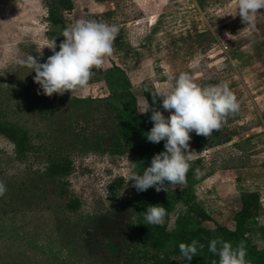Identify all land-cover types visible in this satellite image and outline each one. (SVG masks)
Returning a JSON list of instances; mask_svg holds the SVG:
<instances>
[{
    "label": "rangeland",
    "instance_id": "obj_1",
    "mask_svg": "<svg viewBox=\"0 0 264 264\" xmlns=\"http://www.w3.org/2000/svg\"><path fill=\"white\" fill-rule=\"evenodd\" d=\"M71 2L70 11L60 9L64 28L80 19L117 25L113 53L91 70L82 91L45 96L19 61L32 54L43 63L59 50L45 47L47 14L58 10L57 0H0V123L22 131L30 146L22 156L0 137V264L141 263L136 212L161 200L127 181L129 170L142 173L150 164L119 142L118 118L127 93L139 105L152 91L168 117L160 93L169 90L168 75L181 72L201 87L226 83L239 109L210 136L200 135L186 204L175 196L181 184L168 189V226L195 227L188 208L197 205L214 238L233 247L247 241L264 263V9L247 26L233 15L235 0ZM50 162L68 172L50 177ZM241 193H257L259 208L237 230L241 239H229ZM245 260L258 264L249 250Z\"/></svg>",
    "mask_w": 264,
    "mask_h": 264
},
{
    "label": "clouds",
    "instance_id": "obj_2",
    "mask_svg": "<svg viewBox=\"0 0 264 264\" xmlns=\"http://www.w3.org/2000/svg\"><path fill=\"white\" fill-rule=\"evenodd\" d=\"M258 9H264V0H235L233 15L238 13L241 22L249 26L260 16ZM118 30L117 25L102 20L80 19L63 29L59 50L53 51L43 63L32 54L19 63L35 74L33 81L45 96L66 91L72 95L86 87L91 70L101 66L104 58L113 53V40ZM45 47L54 50L57 47L56 38L48 40ZM167 79L169 90L160 93V103L165 111L172 110L168 117L151 109L145 97L137 108L140 113L151 111L149 119L152 127L146 133L147 141H164V151L154 154L150 165L142 173L128 171L127 181L131 180L138 192L150 186L156 191L167 192L170 185L184 184L192 159L191 152L187 151L189 133L194 131L196 135L208 137L213 130L222 126L227 114L239 109V102L226 83L201 87L186 72L178 75L170 73ZM5 191L6 187L0 181V196ZM165 215V207L159 204L147 205L143 220L146 224L158 226L164 223ZM178 248L182 257L189 262L198 248H204V244L192 239L188 244L179 243ZM207 249L218 257L212 264H249L245 260L243 242L233 247L230 242L217 237L208 242Z\"/></svg>",
    "mask_w": 264,
    "mask_h": 264
},
{
    "label": "trees",
    "instance_id": "obj_3",
    "mask_svg": "<svg viewBox=\"0 0 264 264\" xmlns=\"http://www.w3.org/2000/svg\"><path fill=\"white\" fill-rule=\"evenodd\" d=\"M58 10L51 9L47 14V22L50 27L48 30L47 37L48 40L56 38L55 49H59L58 45L62 41V31L64 29L63 16L60 12L61 10L70 11L72 8L71 0H57ZM99 70L98 68H93L92 71ZM127 96L131 100L126 105L124 113H122L118 120V137L119 142H123L128 149L135 155L140 161H145L150 164L151 157L154 154L160 152L163 149L164 141L157 143H152L147 141L146 133L152 127V121L149 119L151 111L146 113H140L137 111L138 105L136 100L132 97L131 93H127ZM147 101L151 109L157 110V98L155 93L152 91L149 94L147 93ZM172 110H168L171 112ZM169 115V114H168ZM190 139L188 143V152L195 153L201 149V136L196 135L195 132L189 133ZM0 137L11 142L15 149L18 151L19 155L24 156L27 151L30 150L28 143V137L22 133V131L16 129L12 125L5 123H0ZM120 146V145H119ZM47 174L52 178H59L64 176L68 171L66 165H60L56 162L48 163L46 167ZM188 177L189 170L186 172L185 183L181 184V190L176 194V198L182 203L186 204L185 196L188 190ZM170 185L168 189L171 187ZM151 190L154 193H158L160 198V204H163V207L166 209V215L164 217V223L162 225H150L146 224L143 220V212L147 205H156L151 201H147L148 204L140 206L136 212V236L138 239L139 245H141V263L140 264H211L212 261L218 260V257L208 252L207 244L214 237L211 235V232L204 228L201 225V222L210 220L209 216L201 210L197 205H192L188 210L196 216V225L192 229H187L185 225L178 224L174 228L168 226V204L167 200L169 197V191L164 190L156 191L154 187L150 186ZM241 209L237 213L235 221L237 229L232 232H227V237L229 239L239 240L237 230L241 229V225L244 224L247 220L254 216L255 210L259 208V195L257 193H241L239 196ZM158 204V203H157ZM223 237V236H221ZM192 239H196L199 243L204 244V248L197 249L196 255L192 258L191 261H187L182 257L178 244L183 242L188 244ZM244 246L246 250H249V253L255 257V261L258 264H264L261 260L260 255L257 253L255 247L250 246L247 241ZM149 244H152L155 248L153 253L148 249ZM168 245L171 249L168 253H161Z\"/></svg>",
    "mask_w": 264,
    "mask_h": 264
}]
</instances>
